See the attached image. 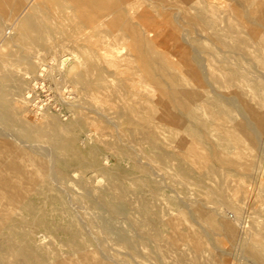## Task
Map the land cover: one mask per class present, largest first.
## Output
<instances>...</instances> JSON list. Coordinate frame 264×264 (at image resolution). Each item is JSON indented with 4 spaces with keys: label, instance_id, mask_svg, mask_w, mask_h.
Listing matches in <instances>:
<instances>
[{
    "label": "bare ground",
    "instance_id": "obj_1",
    "mask_svg": "<svg viewBox=\"0 0 264 264\" xmlns=\"http://www.w3.org/2000/svg\"><path fill=\"white\" fill-rule=\"evenodd\" d=\"M169 1L174 2L175 5H172ZM233 1L236 3L235 8L232 6L223 8L218 6L219 4L216 5V3H207L206 0H0V43L2 42V49L6 45L4 28L12 29L14 34L11 40L19 45L25 58L33 59V61L34 59H36L35 61L40 59L41 54L52 55L50 61L53 60L54 55L58 57V66L66 64L72 58L79 59L75 50H69L65 46L66 43L55 40L56 34L63 33L65 20L72 19L74 21L76 19V27L83 25L86 28L97 29L99 33H113L117 42L124 38V40L128 39L126 46L129 52L128 55H113L105 59L109 68L107 70L111 69L113 74L119 76L123 74L124 77L121 78V81L119 80L122 85V92H119L120 94L115 98L105 95V92H108V86L97 85L98 87L93 88V82L89 79L94 71L93 64L84 69L82 64L83 71L77 73L75 81L81 87L79 94H83L88 102H95L99 110L102 109L103 111L104 106L113 105L117 100L124 103L118 111V115L124 118L125 128L128 129L129 126H132L131 130L134 133L137 130L144 137V140L153 144L156 142L163 145L173 143L172 150L163 151V159L170 162L175 161L179 165L177 173L180 176L179 185L183 194V201L180 202L181 207H176L177 205L174 202L172 203L179 211V218H172L168 214H161V210L160 212L156 210L153 214L157 217L155 219L148 215L146 209H141L138 213L140 216L139 221H135L130 217L128 219L129 226H133L139 231L138 239L135 240L128 235H122L119 238L120 244L132 255L134 244L149 246V251L154 256L156 264H227L229 260L226 263L225 261L218 262L214 257L213 251L217 250L219 245L222 244L214 238L215 232L223 233L231 242H235L238 237L237 243H239L244 253L247 264H264V227L259 226L256 216L252 218L255 220L250 224L251 227L245 231L242 227L243 229H240V231L243 230L244 232L240 237L238 236L236 222L239 220L243 209L239 204L232 201L241 203V196L247 192L244 188L243 179L240 178L241 171L245 172V170L238 161L232 160L233 156V158H229V155L227 157V153L240 142L239 137L241 136L237 135V130L234 127L228 125L233 117L229 112L230 109L228 110L224 106L225 104L222 102L224 98L220 94V90L226 85H231V83L240 85L243 82L248 83V81L246 75L239 68L227 69L214 65L213 63L217 62V58L211 47V45H214L215 47L228 48L230 53L235 54H237V51L234 50L239 51L241 47H244L241 48L240 53L238 52V55L242 57V55L247 54L244 51L248 52L250 40L256 38L258 45L256 43L257 48L253 61H260V50L264 48V36L251 28L248 31L250 33L249 38L241 37L245 27L241 24L239 9L244 8L248 16L257 14V20L264 24V0ZM155 3L164 4L165 6L161 5L162 9H171L172 6H176V15L170 14L167 19L172 24L174 23L172 28L175 29V25L180 28L179 22H183L189 28L184 31L194 33L196 36V39L194 38L195 45L191 43L192 41L189 36L187 38L186 34L183 39L180 37L184 46H181L179 54L182 67L179 72L173 71L175 65L169 57L174 56V54L167 53L164 40H155L163 29V24L154 19V15L159 13ZM229 11V15L231 13L235 14V16L233 15V21L220 17V14L224 15ZM4 24L8 27H4ZM221 24H223L222 27ZM201 31L207 35L204 40L200 38ZM97 38L95 37L94 41L99 44ZM94 41L90 39L91 43L88 40L86 44L90 43L91 45L94 43L96 45ZM100 41L102 42V40ZM204 41L208 44H204ZM229 41H233V44L230 45ZM170 46L172 45L170 44ZM103 47L105 46L103 45ZM156 47H160L162 50L157 51L155 50ZM88 50L90 49L88 48ZM98 50L99 48H97V53L102 51L99 50L98 52ZM203 51L207 55L206 58L201 56ZM63 52L68 53L64 55ZM4 57V55L0 57V71L5 67ZM245 59H247V56ZM212 61L216 62L212 63ZM80 63L82 62L80 61ZM124 63H128V65ZM6 64L9 66L8 62ZM9 67L8 69H10ZM136 77L138 80L135 79ZM2 78L6 80L8 76ZM107 79L106 81H109ZM151 84L157 86V98L153 96ZM5 97V95L2 97L4 105H0V264H8L2 256L9 251H16V255L9 264H50L43 255V249L32 241L30 232L19 233L15 231L23 224L15 219L13 213L15 209L29 206L33 207L32 210L35 213L40 210V207L35 204L34 200L32 202L30 198L32 195L39 194L43 189H46L41 183V175L38 174L52 173V171L49 169L50 166L48 165L49 168H47L44 164L45 161H41L37 157V152L30 149V147L38 138L44 137L55 139L59 145H63L61 136L58 133L59 125L55 123L53 116L45 114L44 117V114L41 115L42 113H40V119H37L38 122L32 123L33 120L30 121L24 114L27 111V108L25 111V105L27 104L25 98L18 100L14 98L6 99ZM137 97L140 101L135 100ZM126 101H131V103L128 105ZM75 106L77 107V105ZM114 106L113 108L116 107ZM88 111L90 110L88 109ZM96 113L98 112L95 111ZM96 115L99 116V114ZM111 119L109 120L112 121ZM46 122L49 123L48 125L52 124V128L49 130L45 126ZM231 122H235L234 118ZM76 124L80 128L86 122L80 118ZM91 128L95 130L97 127L94 124ZM244 129L246 128L244 127ZM114 132L116 131L114 130ZM211 138H215L216 144L211 142ZM241 142L243 143V141ZM36 148L38 150V147ZM218 148L222 151H218ZM135 161L137 162V160ZM244 162L246 163V161ZM29 166L33 169L29 170ZM147 166L150 165L147 164ZM250 167H247V170ZM134 169L141 176H145L149 184L153 186L150 200L156 201L161 189L155 188V181H151L145 170L137 169V167ZM239 169H241L240 172ZM205 179L210 181V185H203ZM81 189L84 191L83 199L85 203H88V209L93 211L105 209L112 219L120 215L128 216L130 211L136 207V205H133L134 201L131 202L128 198L127 187L120 184H111L109 187L115 193V197L120 198V201L117 198L116 202L112 200L115 197L108 195L110 192L106 193L104 190H99L98 197L91 201L89 200L91 191L86 186H81ZM191 191L196 195L195 198L191 195L193 199L190 198ZM65 194L67 195V193ZM147 200L143 198L141 202L140 199H136L140 206L147 204ZM63 203L64 201L60 198L49 197L45 199V204L49 206L48 210H44L42 217H34L31 220L39 228L50 232L58 231L61 234V241L66 244L69 250L66 258L60 257L52 264H124L116 255L110 254L103 247V242L106 241L104 236H107L110 232V221L101 223L100 232H98L104 236L101 235V238H99L93 233V227L95 226L94 214L83 221L78 218L79 216H76L69 199L67 206ZM57 204L61 205V209H56L55 205ZM55 211L58 212L57 216H55ZM186 211L187 214L189 213L190 219L192 218L202 229L204 237L211 245V249L204 245L202 238L191 228V225L185 223L183 214ZM262 214H264V211H262ZM45 215H48V219ZM75 218L84 224L86 228L84 233L77 226ZM88 226L89 229H87ZM165 231L168 232V235L163 233ZM174 235L178 237L180 244L178 239L176 240L173 237ZM9 241L13 244L9 245ZM90 241L95 244L93 248H91V244H88ZM146 255L149 254L146 253Z\"/></svg>",
    "mask_w": 264,
    "mask_h": 264
},
{
    "label": "rangeland",
    "instance_id": "obj_2",
    "mask_svg": "<svg viewBox=\"0 0 264 264\" xmlns=\"http://www.w3.org/2000/svg\"><path fill=\"white\" fill-rule=\"evenodd\" d=\"M206 1L207 3L212 2V4H219L218 6H222L223 8H227L230 6L234 8L236 7V3L233 0ZM169 3L175 5L172 1H169ZM161 5L165 6L161 3H155V7L157 8V11L159 13L158 15H154V19L155 21L163 24V29L159 33V36L155 38V40H164L167 53L174 54V56L169 57L171 62L175 65V69L173 71L179 72L182 68L179 54L181 52V46H184L181 38L183 39L184 36L187 35V38L189 36L190 40L192 41L191 43L195 45L196 36L194 35V33L191 34L184 31L189 28L188 25L184 24L183 22H179L181 25L180 28L175 25L176 28L173 29L172 26L174 23L172 24L167 19L170 14L176 15V6H172L171 9H162ZM239 12L241 13V24L245 27V32L243 30V32L241 33L242 38L247 39L250 37V33L248 31L251 28L255 29L256 31L261 33L262 36H264V26H262L264 24L260 23L257 20V14L248 16L247 11L244 8H240ZM225 14H220V17H222L223 19H229L231 21L234 20L235 14L231 13V15H229L230 11L226 12ZM75 21L76 19H74V21L72 19L65 20L64 23L66 24H64L63 26V33L60 35L56 34L57 37H55V40L57 42H62L64 44L66 43V48H68L69 50H75V52L79 56V59L72 58L71 61L62 66H58V57H56L55 55L54 58H52L53 60L55 59L54 61H50L52 55L48 56L43 54L39 56L40 59H37V61H35L36 59H34L33 61V59H29L27 57L25 58L19 48V45L11 40L14 31L12 29L8 30L7 28H4V39L6 45L3 46V49L1 47L2 42L0 43V57L2 55L5 56V67L0 71H4L2 72L3 74H0V105H4V100L2 98L4 95L6 96V99L14 98L19 100L21 98H25V100L27 101V104L25 105V111L26 108L27 111L24 113L26 117L30 121L33 120L32 123H35L38 122L37 119H40L41 115L43 114L44 117L46 115L53 116L55 123L59 125L58 133L61 136V142L63 143V145H59L55 139L53 140L52 138L44 137L38 138L36 142H33V146L30 147V149L37 152V157L41 159V161H45L44 164L47 166V168H49L50 166L49 169H51L52 173L46 172L38 174L41 175V183L46 189H43L41 192H39V194L32 195L30 198L32 199V202L34 200L35 204L40 207V210L37 211V213L32 210V206L15 209L13 213L15 219L23 224V226H20V228H16L15 231L19 233L30 232L32 234V241L43 249V255L45 256L48 263H55V261H57V259L60 257L66 258L69 250L66 244L61 241V234L58 231L50 232L43 228H39L38 226L33 224L31 220L34 217H42L44 210H48L49 206L45 204V199L49 197L60 198L64 201L63 205L66 204L65 206H67V201L69 199L71 201L70 205L72 204L71 208L76 212V216H79L78 218H80L81 220L85 221V219L88 218L91 214H94L93 216L95 218V226L93 227V233H95L97 237L101 238L102 235L99 233L101 223L110 221L111 224L109 234H107V236L102 235L106 237V241L103 242V247H105V249H107L110 254L116 255L119 260L124 262V264H156L154 256L149 251V246L134 244L132 255L130 251H128L125 247H123V245L120 244L119 238L122 235H128L135 240L138 239L139 231L133 228V226H129L130 223L128 219L130 217L135 221H139L140 216L138 215V213L141 209H146L148 215L155 219L157 217L153 216V214L156 210L159 212L161 210V214H168L172 218H179V211L172 204L174 202V204L177 205L176 207H181L180 202L183 201V194L180 190L181 187L179 185L180 176L177 173L179 165L175 161L170 162L163 159V151L172 150L173 143H169V145H163L160 142H156L153 144L151 142H148L147 140H144V137L139 134L137 130L136 133H134L131 130L132 126H129L130 128L128 129L125 128L124 118L118 115V111L121 109V107H123L124 104L121 101L117 100L115 101V103H113V105L109 104L107 106H104V110L102 111V109L99 110L97 108L95 102L90 103L87 101V98L83 94H79L81 87L75 81L76 75L77 73L82 72L84 68L91 64H93L94 66V71L92 73L94 75L91 74L89 79L93 82V88H96L98 86H108V92H105V95L107 97L110 96V98H115L118 94H120L122 92V85L120 81L124 78L123 74H120L122 76L121 77L119 75L113 74L111 69L107 70L109 68L107 66V63L105 62V59L110 58L113 55L126 56L129 52L126 48L128 39H126V41L124 40V38L117 42L114 39L113 33H99L97 29L86 28L83 25L76 27ZM3 26L8 27L6 26V24H4ZM222 26L223 24H221V27ZM78 31H81L80 34ZM86 33L88 34L86 35ZM200 33L201 39L204 40V38H207V35H205L204 32L201 31ZM83 34H85L86 36H83ZM95 37H98L97 39L99 44H97V41H94ZM89 38L92 39V41H94L96 45L94 43L90 45L91 42ZM86 40H89L90 42L89 44L87 43L88 45L86 44ZM100 40H102V42ZM73 42L76 48L74 47V44L72 45ZM79 42L84 44H80ZM229 43L230 45H232L233 41H229ZM256 43V38L250 40V47L247 50L248 52L244 51V53L247 54L242 55V57L238 55V52L240 53L241 48L244 47H241L239 51L233 49L235 52L237 51V54H235L233 52L230 53V50L228 51V48H220L211 45L212 52L217 58V62L212 61V63L216 62L213 63L214 65L220 68L227 69L239 68V70L246 75L248 81V83L243 82L240 85L231 83V85H226V87L220 90L221 97L224 98L222 102L225 104L224 106L228 108V110H231H229V112L231 114V117H233L235 121L231 122L233 121V118H231L232 120L228 123V125L234 127L237 130V135L239 134L241 136L239 137L240 145L239 143L236 144V146L234 145L227 153V157H234L232 160L238 161L241 167L243 165L242 168L245 170V172L241 171L242 175L240 174V178L243 179L242 181L244 183V188L247 190V192L243 195L245 197L243 199V196H241V203L232 201L233 203L239 204L243 209V211L241 210L242 213L240 214L239 220L236 222L239 237L245 230H248L251 227L250 224L255 220L252 219L254 216H256V219L259 222V226L261 225V227H264V214H262V211H264V48H261L260 50L261 60L258 62L253 61V58L256 54L255 50L258 45V43L257 45ZM170 44L172 46H170ZM204 44L208 43L204 41ZM103 45L105 47H103ZM4 48H6L5 51ZM88 48L90 50H88ZM97 48L102 51L99 52L98 50L99 53H97ZM155 50L161 51L162 49L160 47H156ZM67 53L63 52L62 54L66 55ZM201 56L203 58H206L207 55L203 51L201 52ZM244 56L245 58L247 56V59H245ZM80 61L82 63H80ZM7 62L9 63V66L11 65L12 67H9L8 64H6ZM128 63L124 64L128 65ZM77 64L79 65V67ZM81 65L83 66V69ZM8 67L10 69H8ZM6 75L8 76V79L4 80L2 77ZM99 78L102 80H100ZM107 78L109 79V81H106ZM60 79L61 81H59ZM135 79L138 80L137 77ZM54 83H57L59 86ZM151 87L153 89V96L157 98V86L153 84ZM135 100L140 101L138 97L135 98ZM6 101L8 102V100ZM130 103L131 101H126V104L129 105ZM75 105H77V107ZM113 106L115 108H113ZM106 107H108V109H106ZM29 108L32 109L30 110ZM88 109L90 111H88ZM110 109L112 110L110 111ZM91 110H95L96 112H98L96 114H99V116L101 117L97 116L95 114V111H93V113ZM40 113L42 114L40 115ZM34 114L35 116H33ZM80 118L85 120L86 124L82 125V127L79 128L76 122ZM110 118H112V121L109 120ZM89 123H92V126L95 124V127L97 128H95V130H92V126ZM48 124L49 123L47 122L45 123V126H47V130L52 128V124ZM113 124H115L116 126ZM244 127L246 129H244ZM55 128L57 129V127ZM114 130L117 133L114 132ZM241 141H243V143ZM211 142L213 144H216L215 138H211ZM127 145L131 146L132 148H129V146ZM34 146L38 147V150ZM245 148L248 151L250 148V151L248 152ZM220 150L221 149L218 148V151ZM240 152L243 153L241 154ZM40 153L42 155H39ZM135 160H137V162ZM244 161H246L247 164ZM147 164L150 166H147ZM244 166L251 167L249 170H247L248 168H245ZM136 167L137 169L145 170L151 181H155V188L161 189L160 195L157 197L156 201L150 200L153 186L149 184L148 179L145 176H141L139 172L134 169ZM28 169L32 170L33 167L29 166ZM241 169H239V172ZM111 184H120L127 187L128 198H130L131 202L134 201V206L136 205V207L133 206L134 209L130 211L128 216L120 215L115 217L117 219H112L105 209L93 211L88 209V203L84 202V191L81 189V186H86L91 191L89 200L93 201V199H96L98 197L97 193L99 192V190H104V192L106 191V193L110 192L108 195L115 197V193H113L112 190L109 189ZM203 185H210V181L205 179L203 181ZM65 193H67V195ZM193 193V191H191V194L189 193L191 199H193V197L195 198L196 196ZM117 198L118 197L112 198V200L116 202ZM143 198L146 200L148 199V203L142 206L138 205L136 199H140L142 202ZM118 199L120 201V198ZM55 207L57 210L61 209V205L59 204L55 205ZM181 209L183 210L184 208ZM57 214L58 212L55 211V216H57ZM45 216L46 219H48V215ZM183 218L185 220V223L191 225V228L199 234L204 245L208 249H211V245L204 237L202 229L199 228V225H197L198 223H195L192 218L190 219L189 213L187 214V211L183 214ZM242 218L244 219L242 220ZM75 220L77 222V226L84 233L86 229L84 224H82L81 221L77 220V218H75ZM89 228L90 227L88 226L87 229ZM240 229H243L244 231H240ZM168 231L170 232V230ZM163 233L165 235H168L167 231ZM213 236L214 238L218 239L220 243H222L218 247V249L220 250L217 249L213 251L214 257L218 262L225 261L226 263L227 260H229L227 264H247L244 253L242 252L239 243H237L238 237L235 242H231L223 233L215 232ZM173 237L176 240L178 239L176 235H174ZM178 243H181L179 239ZM8 244L11 245L13 244V242L9 241ZM88 244H91V248H93V246L95 245L91 241ZM222 251H224V253H222ZM146 253H148L149 255L147 256ZM14 255H16V251H9L2 257L9 264L12 262Z\"/></svg>",
    "mask_w": 264,
    "mask_h": 264
}]
</instances>
